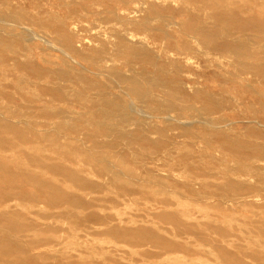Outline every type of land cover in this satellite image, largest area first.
<instances>
[{"label":"rangeland","instance_id":"obj_1","mask_svg":"<svg viewBox=\"0 0 264 264\" xmlns=\"http://www.w3.org/2000/svg\"><path fill=\"white\" fill-rule=\"evenodd\" d=\"M33 1L0 0V16L13 12L38 15L45 10L51 14L37 26H30L36 34L33 39L16 40L9 47L22 52L28 47L39 46L49 60L47 66L56 63L58 68L79 74L84 80L77 84L62 83L66 89L55 95L58 100L44 103L40 101L39 90L29 87V70H15L10 65L12 62H8L11 61L10 54L0 50V118L11 115L6 113L10 111L28 119L20 124L28 142L6 132L3 134L5 142L0 143V161L5 163L0 164V213L13 216V222L0 220V264H15L18 258L31 257L37 261L35 264L264 262V154L256 158L244 145L232 143L240 133L241 144L261 145L264 129L242 121L239 126L226 128L235 132L220 136L212 135L219 129H206L201 123L212 117L215 123L228 124L240 118L248 120L246 117L252 114L264 119V99L256 96L264 92V84L251 75L243 76L245 81L242 82L240 78H231L232 74L238 73V68H264V0ZM148 2L155 5L149 15L145 11L149 8ZM115 8L135 22L133 27L114 21L106 13L107 9ZM145 18H148V29L142 30L137 24ZM71 19L75 21V35L85 41L89 57L96 56L92 48L105 42L112 45L110 51L114 54L113 43L118 32H124L126 27L135 36H130V44L145 46L146 50L139 54L124 51L122 58L113 57L110 65L117 70L108 68L107 76L100 78L75 59L64 58L45 44V40L57 39L58 34L49 31L52 25ZM169 19L179 26L168 25L165 20ZM13 28L6 27L8 30ZM23 30L24 27L19 28L17 33L21 34ZM165 32H168L167 36L163 34ZM168 46L176 48L174 50L187 49L186 53L193 57L191 63L186 65L183 57L169 53ZM39 52L36 49L34 55L38 57ZM136 56L144 60L135 67L136 74L141 68H147L154 77L161 66L172 71L183 68L184 72L178 79H166L157 88L154 101L147 104L132 102L128 91L124 86H118L116 79L135 74L129 70L127 60ZM23 58L25 61L26 57ZM2 59L7 60L3 62ZM91 80L98 86L112 88L114 95L108 98L113 103L126 108L146 105L156 118L143 121L135 114L126 116L124 120L128 122L118 128L128 134L124 135L127 138L119 139L122 146L103 145L108 138L101 124L107 121L99 116L98 109L105 101L96 95L89 98L81 93L83 86ZM190 81L197 83L195 88L185 85ZM199 90L225 99L221 103L225 111L217 112L207 98L195 96L194 91ZM19 93L24 95V100L19 98ZM231 104L233 108L227 109ZM40 109L46 112L40 113ZM108 122L111 128L118 127L116 120ZM28 123L37 137L27 132ZM151 128L157 133L146 135L142 132ZM139 133L160 145L131 142L133 135L141 137ZM167 134L174 142L168 149L160 148L166 142ZM32 156H38L42 161L33 166ZM101 161L111 162L122 175L114 179L104 170ZM56 165L75 172L79 180L73 181L48 168ZM20 169L35 171L43 180L67 193H74L81 200L75 202V208L69 213H61V206H50L43 196L35 202L31 195L39 194L41 190L19 175ZM231 185H240L243 189L238 191ZM6 195L19 197L4 201ZM167 219L173 220L174 225L168 224ZM25 225L30 230L25 233L27 238H22L24 245L21 248L11 240L13 232L10 229ZM112 227L147 231L157 240L174 242L180 248L160 258L153 257L150 254L156 249L137 247L121 240L109 233ZM177 232L181 236H177ZM30 243L36 246L32 251H26L24 246Z\"/></svg>","mask_w":264,"mask_h":264},{"label":"bare ground","instance_id":"obj_2","mask_svg":"<svg viewBox=\"0 0 264 264\" xmlns=\"http://www.w3.org/2000/svg\"><path fill=\"white\" fill-rule=\"evenodd\" d=\"M44 1H45L44 3H46V0H44ZM35 5H37V4H35ZM147 6L149 8H147V10H145V11L149 15L151 10L153 8H155V5L152 2H148ZM185 9L187 10V8H185ZM41 10L43 11V9H41ZM118 11H119V8L107 9L106 13L109 14L111 17H113L114 21L121 22L125 25H130V24L132 25L135 23L132 20H130L128 17L123 16L120 13H118ZM187 11H189V10H187ZM132 12H133V10H132ZM27 13L28 14L24 15L23 13L18 14V13L13 12L7 16H0V50L5 51V52L10 54L9 59L11 61H8V62L9 63L12 62V64H10V65L15 70L18 71L19 68H25V69L29 70V76H27L28 79L31 80V82H29V80H28V83H30L29 87L30 88L33 87V88L39 90L40 101H44V103L45 102L53 103L54 101L58 100V99H56L55 95H58V94L60 95V93L63 92L64 89H66V87L63 86L62 83L70 82L72 84H77V82H79L81 80L83 81L84 78L79 74L78 75L72 74L70 72H67V70H65V69L58 68L59 65L56 63L52 64L51 66H47L48 65L47 63L49 60L47 61L45 55H43V53L41 52V51H44L43 48H41L39 46L37 48H34V49L32 47H28L27 50L25 49V51H22V52H18L17 50H15L14 47H9V44L13 43L16 40L33 39V37H35L36 34H35V30L33 28H31L30 26L31 25L34 26L38 22L42 23L46 17H50V15H51L50 12H48L46 10L43 11L42 13L40 12V14H38V15H31V14L29 15L30 12H27ZM165 21L168 23V25H178V23H176L173 19H169V20H165ZM147 24H148V18H145L142 21H140L137 25L139 28H141L143 30L145 27L148 29ZM7 26H10V27L12 26L14 28L12 30H8V29H6ZM23 27H24V30L20 31L21 34H18L17 32L19 31V28H23ZM131 27H133V25ZM105 30H107V29H105ZM49 31H51V33H57L58 36H57V39L55 41L45 40L46 41L45 42L42 39V41L45 42V44H48L51 49H56L58 52H60V54L64 58L67 57L72 61H73V59H75L76 63L81 64L83 66V68H85L90 73H93L95 75H99L100 78H101V76L102 77L107 76V73H109L107 71L108 68L113 69L114 65L112 67L110 65V63H112L115 56L122 58V53L124 51H129L130 53L139 54L140 52L146 50L145 46L137 47V46L130 44L131 37H135V36H134V34H132V32L129 31V29H127V27L124 29V32L119 31L118 36L116 35L117 36L116 42L113 43V46L115 48L114 54H112L111 53L112 51H110V47L112 45L110 46V44H107L105 42V43H101L100 46L91 49L96 54V56L94 58L88 56V52H87L88 50L85 47V41L83 39H81L80 37L75 35V21L73 19H71L70 21H67V22L54 24L50 27ZM162 32H163V30H162ZM163 34H165L167 36L168 32H165ZM172 37H174V36H172ZM163 39H165V38L163 37ZM97 45L98 44H96V46ZM197 45H198V43H197ZM173 46H174V44H173ZM170 47H169L170 51H168L169 53H173L177 56H180L181 58L183 57V59H185V61L187 63L186 65L191 63V60L193 57L191 55H189L188 53H186L185 50H187V49H185V50H174L176 48L171 49ZM36 49L40 51L38 53V57L36 55H34ZM219 50H220V47L218 49H216V51H219ZM203 53H205V52H203ZM23 57H26L25 61L22 60ZM140 57L141 56H136V57H133L132 59L127 60V65L130 68L129 70L131 72L135 73V69H136L135 67L137 65H139L140 62L142 63V61H144L143 58H140ZM61 58L62 57H60V59ZM6 60L2 59L3 62H6ZM113 64H114V62H113ZM256 64H257V62H256ZM161 67L157 69L156 76L153 75L154 77H152L150 75L151 73L149 72V70L147 68H141L142 70L138 74L135 73V74H132L131 76H128V77H126V76H124V77L121 76L119 78L116 77L117 78L116 83L118 86L120 85V86L125 87V89L128 91V94L131 96L132 102L137 101V102H143L144 104H147L149 101H154L156 99V96L158 95L157 88L160 87L166 79H168L169 77H171L173 79H178L180 77L181 73L184 72L183 68H174V70L172 71L171 68H161ZM114 68L116 69L117 67H114ZM246 75H251L253 77H257V78H259L261 85L264 84V68H252L251 66H249L248 68H246V67L238 68V73L232 74L231 78L232 79L240 78L241 79L240 82H242V81H245L243 79V76H246ZM173 79H171V80H173ZM22 81H24V80H22ZM94 81L95 80H91L88 84L84 85L82 90H81V93H83V96H86L89 98H91L92 95H96V97H100L105 101V104H102L98 109V110H100L99 116L101 118H104L105 121H107V122L103 121V124H101L105 128L104 135H105V137L108 138V140H105L103 142V145H106L107 147H111V148H120L122 146L121 143L119 142V139L127 138V136H124V135H128V134H123V132H121L122 130L120 131L118 128L122 124H124V123L126 124L128 122V120L127 121L124 120V118L126 116H130L131 114H135V115L139 116L140 118H142L143 121L147 120L148 118H152V117L156 118L155 116H157V115H155L154 112L151 113V109L146 107V105H145V107H143V106L138 107V106H131L129 104L130 106L128 108H126L125 106H119V105H117V103H113L108 98V97L114 95V93H113L114 91L112 90V88H108V87L104 88L103 86H98L97 83ZM185 85H187L188 87L191 86V88H195L197 83H194V82L192 83V81H190V82H185ZM247 86L249 87L248 84H247ZM18 95L21 96V97H19L20 99L24 100L22 98V97H24L23 94L19 93ZM194 95L195 96L202 95L205 98H207L212 103L213 109L216 110L217 112L225 111V109H224L225 107L223 108V105H221V103L225 99L221 100L217 94H209L208 92H206L204 90H199V91H194ZM256 96L259 99H264V92L257 93ZM131 104L133 105V103H131ZM229 108H233L232 104L230 106H228L227 109H229ZM34 109H39V107H34ZM153 110L157 111V109H153ZM39 111H40V113H43V114L46 112L45 109H40ZM6 113H10L11 115H9V116L4 115V117L2 116L0 118V143L5 142V140L3 138V134L6 132H11L14 135H16L18 138L23 139L24 142H28L26 131L20 127V124H24V122H27L28 119L26 120L23 117L20 118L21 116L13 114L10 111L6 112ZM52 114L55 115V111H53ZM0 115H2V114H0ZM207 116H209V113H207ZM169 117L167 118L168 120H170ZM69 119H71V118H69ZM246 119H248V120H243V118H240V120H238L236 122H230L229 121L230 123L228 122V124H223L224 123L223 121H220V123H215L213 121V118L209 117L205 121H201V123L203 124V126L206 129H212V130L219 129L220 130L219 132L216 131V132L212 133V135H220V136H222V135L225 136L227 134V132H235L234 129L227 130L226 128H228L229 126H233V125L239 126V125H241L242 121H244V122L246 121V122H249L252 124H257L259 127L264 129V119H260L258 116H256V114H252V115H250V117H246ZM108 120H116L118 122V125H117L118 127L117 128H114V127L111 128L110 126H112V125L109 126ZM174 121H176V120H174ZM95 123L97 124V122H95ZM101 123H102V121H101ZM182 123L183 122H181L180 124H182ZM184 123L186 124V122H184ZM25 124H27V123H25ZM187 125H188V123L185 126H187ZM86 126H87V124H86ZM92 126L93 125H91V128H92ZM55 129H56V131H58V127ZM152 129H154V128H151V129H148V130L142 131V132H144L146 135H148V133L156 134L157 131H154ZM26 130H27V132L29 131V133L32 134L33 137H37V134L34 133L35 130L31 124L28 123V128H26ZM237 134H238L237 137L232 141V143L235 144V146H238V145L243 146L244 145L243 147H245L246 151H249V152L251 151L252 153H254V156L256 158H260L259 155L264 154V142L261 145L241 144V142L238 140V136L240 135V133H237ZM131 135H132V133L129 134V136H131ZM139 135L141 136L140 133H139ZM133 136L130 138L131 142H134V141H135V143L136 142L137 143L143 142L145 144H148V145L151 144V145H155V146L160 145V143H158L156 140H151L150 138H148V139L144 138L143 135L140 138L136 137L137 139L135 138L136 135H133ZM165 136L167 137L166 142H164V144L162 146H160V148L168 149V148H170V146H172L174 139L172 136H169L168 134ZM85 149H87V148H85ZM30 161H31V164L33 165V164L40 163L42 160L38 156H32L30 158ZM101 162H99V163H101ZM102 163H103L102 165H104V170L107 172V174H111L114 179H117L120 177V175H122L121 174L122 172L120 173V171L117 170V167H115L111 162L103 161ZM0 164H5V163L0 161ZM33 166H35V165H33ZM48 168L51 171L58 172L59 174L63 175L64 177H67L73 181H75V178H77V179L79 178L75 172L68 170L67 168H65L62 165L49 166ZM19 172H20L19 175L24 176L27 180L36 184L37 187L39 188V190H41L39 194H32L31 195V199L34 200L35 202L39 201L43 196L45 202L48 203L50 206H54V205L61 206L63 208V211L61 213H65V212L69 213V211L72 208H75V202H78L79 200H81L74 193H67V192L63 191L59 186H57L55 184H51L50 182L43 180V178H41L40 174L36 173L35 171L29 172L27 170L25 171V170L20 169ZM136 181H139V180H136ZM82 182L85 183V181H82ZM231 186L236 188L238 191L243 189L242 186H240V185H231ZM199 194H201V192ZM18 197L19 196L16 197V196H12V195H6L3 197V200L6 201V200H9V198L14 199V198H18ZM56 208H58V207H56ZM0 220H3V221H10L11 220L10 222H13V216H11L7 212H3V213H0ZM167 220L169 221L168 224L174 225L173 220H171V219H167ZM105 224L106 223H103L102 225H105ZM10 230H11V232H13V239H11V240H13L15 245L23 248L22 245H24V244H22V243H24V242H23L22 238H27V235L25 233L28 232L30 229H28L27 226L25 225V226H16L14 228L12 227V229H10ZM109 233L111 235H114V236L120 238L121 240H125L126 242L133 244L134 246L141 247V248H145V247L149 248L150 247V248L156 249L155 253H152L150 255L153 257H157V258H160V257H162V256H164L170 252L176 251L178 249V247L180 248V245L175 244L174 242L163 243L160 240H157L153 234H151L147 231L125 230V229H121L119 227H112L109 230ZM177 236H181V233L177 232ZM225 237L226 236H222V238H225ZM3 242H5V241H3ZM35 246H36L35 243H30L28 245H25L24 249L26 251L27 250L32 251L33 247H35ZM7 247H10V246H7ZM221 251H222V253L229 256V254L227 252H224V250H221ZM35 263H37V261L33 257H31L29 259H25V260H21V258H18V260H16V262H15V264H35ZM8 264H10V262H8ZM261 264H264V262H262Z\"/></svg>","mask_w":264,"mask_h":264}]
</instances>
